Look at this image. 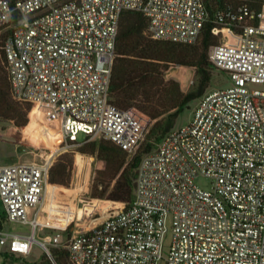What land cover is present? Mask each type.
<instances>
[{"label":"built area","instance_id":"1","mask_svg":"<svg viewBox=\"0 0 264 264\" xmlns=\"http://www.w3.org/2000/svg\"><path fill=\"white\" fill-rule=\"evenodd\" d=\"M125 11L144 14L148 37L165 42L194 44L216 25L209 56L229 84L202 96L192 119L144 155L133 201L91 230L68 225L38 239L52 157L0 164L6 222L33 230L0 227V264H28L36 245L51 264H60L54 250L67 264H264V12L214 0H0L13 98L34 104L67 147L109 140L133 157L153 121L110 101Z\"/></svg>","mask_w":264,"mask_h":264},{"label":"trees","instance_id":"2","mask_svg":"<svg viewBox=\"0 0 264 264\" xmlns=\"http://www.w3.org/2000/svg\"><path fill=\"white\" fill-rule=\"evenodd\" d=\"M228 3H247L258 13L264 12V0H214ZM260 24V20L255 21ZM147 17L134 11L122 14L114 62L110 101L124 110H136L153 121L147 140L136 154L130 158L127 151L109 140L89 141L85 144L70 143L67 147L61 130L48 125L35 113V105L15 100L11 93L6 64L4 43L9 31L0 35V118L9 120L21 130L29 132L35 144L47 150L64 151L50 170V186L68 188L72 184L76 152L70 147L76 145L83 154L96 155L105 162L94 179L91 196L95 199H108L129 204L134 198L137 168L144 155L154 151L156 145L176 126L178 118L200 99L210 88L215 71L226 72L214 64L209 56L210 49L220 43V35L214 33L216 25L207 24L198 41L194 44H181L154 40L148 37ZM172 66L191 67L196 70L197 79L193 90L184 92L179 81L167 80L166 72ZM115 181L111 190V182ZM82 203L81 210L87 207L79 220L95 210V206ZM6 217L0 213V227L4 228ZM70 230V225L66 228ZM6 260L17 258L4 253ZM60 264H67V253L54 250ZM19 258V257H18ZM28 264H51L48 256L40 261H27Z\"/></svg>","mask_w":264,"mask_h":264},{"label":"rangeland","instance_id":"3","mask_svg":"<svg viewBox=\"0 0 264 264\" xmlns=\"http://www.w3.org/2000/svg\"><path fill=\"white\" fill-rule=\"evenodd\" d=\"M6 31L7 30H2L0 35L2 33H5ZM165 77L167 80L179 81L184 92H190L191 90H193L195 81L197 79L196 70L194 68L185 66L170 67V69H168V71L166 72ZM228 84L229 81L227 79V76L220 71H215L211 86L206 91V93L219 87H226L228 86ZM200 99L193 101L190 106L186 108V110L178 118V121L174 128L180 125H184L192 119L193 112L197 107ZM35 113L38 114L46 124L53 125L52 123L47 122V120H45L43 116L39 114L36 108ZM138 114L142 113L138 112ZM79 139L80 141H82L85 139V136L83 134H80ZM35 143L36 142L33 136L29 132L16 127L12 121L3 120L0 118V164L4 165L18 162L27 163L33 161H42L49 156L52 157V162L54 164L60 157V155L64 152L56 150L50 151L44 148H40ZM78 147L79 146L76 147V145L70 147L71 150L76 152L72 184L68 188L63 187L65 189L59 191L60 193L58 192V195L56 196L55 208L59 212L64 214V216L62 217L63 219L58 218L57 215L54 216L55 218L52 217L50 211H46L45 209V212L42 214L41 218H39L40 225L37 228V238L40 240H45L47 236L52 235L59 229L66 228L68 225H70V228L77 232L91 230L94 227L100 225L109 213L116 211V209L121 207V205L123 204L122 202H116L108 199H95L91 196V188L94 183V179L98 172L105 168V162L99 159L96 155H88L79 152L77 150ZM87 176L89 177V179ZM196 182L200 186L209 187L210 179L206 177H199ZM114 184L115 181L111 182L109 190L112 189ZM75 188L81 190L76 197L71 192V190ZM84 200H86L85 203L95 206V210L92 213L87 214L83 220H79V211H83V213L87 211V207L82 210L80 209L82 207V204H84L82 203ZM47 201L48 196L46 203ZM1 212H4L5 216V211L0 201V213ZM5 229L11 232H21L26 234L33 233L30 225L17 222H6ZM3 250H5V247L0 244V262L2 261ZM43 257V249L36 245L31 256L23 260L33 261L37 258V261H40ZM10 262L19 263L21 262V259L17 257L12 259Z\"/></svg>","mask_w":264,"mask_h":264},{"label":"bare ground","instance_id":"4","mask_svg":"<svg viewBox=\"0 0 264 264\" xmlns=\"http://www.w3.org/2000/svg\"><path fill=\"white\" fill-rule=\"evenodd\" d=\"M82 159V158H81ZM89 171V170H88ZM79 173V172H78ZM89 176V175H88ZM87 176V177H88ZM81 177V175H80ZM86 177V178H87ZM89 179V177H88ZM89 185V184H88ZM79 187V186H78ZM82 187V186H81ZM62 189H65L63 187H59V186H50L48 189V201L46 203L45 209L46 211H50L52 217H54L55 215H57L58 218L63 219L62 217L64 216L63 213L59 212L56 208H55V201H56V196L58 195V192L61 191ZM84 190V189H83ZM80 189H73L71 190L72 194L76 197L79 193H80ZM60 193V192H59ZM71 194V195H72ZM59 198V197H58ZM58 208V207H57ZM60 210V209H59ZM80 214L83 213V211H79ZM55 218V217H54Z\"/></svg>","mask_w":264,"mask_h":264}]
</instances>
